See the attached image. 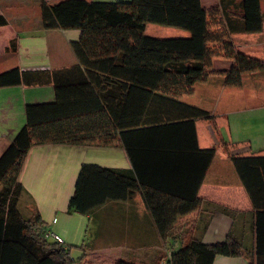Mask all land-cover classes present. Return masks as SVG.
<instances>
[{"label": "crops", "instance_id": "0c3cea01", "mask_svg": "<svg viewBox=\"0 0 264 264\" xmlns=\"http://www.w3.org/2000/svg\"><path fill=\"white\" fill-rule=\"evenodd\" d=\"M41 1L0 0V17L6 21L0 27V76L16 69L20 77V83L14 84L8 81L17 74L7 76L0 86V156L27 124L28 105L56 102L51 73L78 63L72 44L79 41L83 30L145 33L110 25L99 16L91 22L85 17L79 27L46 30ZM46 1L55 6L64 0ZM87 1L117 4L138 24V16L147 12L132 0ZM261 8L264 20V0ZM232 38L241 53L264 60V30L235 33ZM12 42L15 47L8 51ZM216 66L227 69L229 64L217 62ZM263 81L264 73L247 75L236 92L223 84L222 77L195 85L194 94L180 101L210 112L212 120L184 118L152 133H131L129 149L118 133L113 145L33 146L19 177L24 187L19 201L23 217L38 215L47 231L64 239L63 246L75 261L85 257L90 264H117L120 260L161 264L167 254H173L192 237L208 245L230 237L249 256H218L214 264H256L257 210L232 157H264V144H255L258 135L264 140V132L248 133L244 116L264 111V101L237 99L238 92L248 88L264 94ZM228 91L232 92L226 96ZM252 124L264 125V121ZM212 148L216 155L201 182L204 156L199 150ZM84 165L117 170L135 181L134 188L127 187V192L133 193L126 200H108L97 221L69 211ZM194 198H198V205Z\"/></svg>", "mask_w": 264, "mask_h": 264}, {"label": "trees", "instance_id": "16d2710c", "mask_svg": "<svg viewBox=\"0 0 264 264\" xmlns=\"http://www.w3.org/2000/svg\"><path fill=\"white\" fill-rule=\"evenodd\" d=\"M219 1L209 11L202 0H132L133 5L149 8V23L185 30L189 38L83 30L72 44L78 63L51 73L56 102L28 105L27 124L0 156V264H90L85 257L73 260L68 249L46 238V225L38 215L24 218L20 211L24 187L19 177L33 146L113 145L118 133L129 149L131 133H152L184 118L212 120L210 112L180 101L194 94L195 85L222 77L226 87L236 88L243 85L245 76L264 73V60L239 52L232 38L235 33L263 32L261 0ZM231 6L235 13L240 11L239 16L227 11ZM41 12L46 30L79 27L85 17L91 22L97 16L110 25L144 29V24L114 3L64 0L51 6L42 0ZM5 24L0 17V27ZM14 47L12 42L7 50ZM217 62L229 67L220 69ZM13 74L17 77L8 83H20L15 69L0 76V86ZM199 152L204 156L202 182L216 150ZM232 161L257 210L258 242L253 254L256 264H264V157L234 156ZM134 183L120 171L84 165L69 211L97 221L105 203L126 200L133 193L127 187L134 188ZM194 200L198 205V198ZM218 256L247 257L249 253L230 237L215 245L192 237L172 254V264H214ZM117 264L131 263L120 260Z\"/></svg>", "mask_w": 264, "mask_h": 264}, {"label": "rangeland", "instance_id": "374dc122", "mask_svg": "<svg viewBox=\"0 0 264 264\" xmlns=\"http://www.w3.org/2000/svg\"><path fill=\"white\" fill-rule=\"evenodd\" d=\"M240 1L241 0H236V4H239ZM202 2H203L204 6L207 10L212 11L215 7L217 8L219 6L220 1L219 0H202ZM142 7L145 10H147V12L140 14L138 16L139 17L138 21L140 22V24H144V29L140 30L137 28H135V29L132 28V29L128 30L129 32L137 33L139 30L140 34L142 31V32H145L144 33L145 36L152 37V38H158V39L189 38L190 37V33L185 31V30L149 23L148 22L149 8L146 6H142ZM230 10H233V11L232 12L229 11V13L234 14L236 16L240 15L239 10H236V13H235V9L233 8V6L230 7ZM261 10H262V8H261ZM236 49L238 50L237 47H236ZM238 51L241 52L240 50H238ZM260 83L264 85V81L260 82ZM229 89L235 90L234 92H236V88H229ZM229 92H232V91H228L226 93V96H227V94H229ZM234 99L236 101V95L234 96ZM237 99L240 101L260 102V101H264V94L262 92H257L255 89H249L248 88L245 91L238 92ZM244 116L247 118L246 119L247 125H245V126L248 130L247 131L248 133L254 135L255 132H257V131H259L260 134H262L264 132V125L263 124H260V125L252 124V122L253 121L256 122V120L259 121V123L264 121V111L248 112ZM232 127H234V125H232ZM260 138L261 137L259 135L256 137L257 140H256L255 144L257 146H261L262 144H264V140H261ZM0 188H1V186H0ZM158 255H157V257H158ZM165 256H166V252H165Z\"/></svg>", "mask_w": 264, "mask_h": 264}, {"label": "built area", "instance_id": "2783aa9c", "mask_svg": "<svg viewBox=\"0 0 264 264\" xmlns=\"http://www.w3.org/2000/svg\"><path fill=\"white\" fill-rule=\"evenodd\" d=\"M45 237L61 245L65 244L64 239L52 231H47ZM161 264H172V254L171 253L167 254L166 258L161 262Z\"/></svg>", "mask_w": 264, "mask_h": 264}]
</instances>
